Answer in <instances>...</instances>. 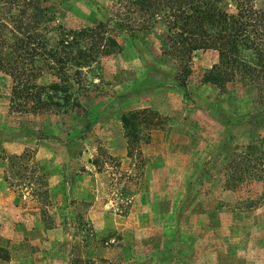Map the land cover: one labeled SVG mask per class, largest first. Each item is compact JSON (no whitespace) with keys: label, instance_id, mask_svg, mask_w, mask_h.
Instances as JSON below:
<instances>
[{"label":"rangeland","instance_id":"374dc122","mask_svg":"<svg viewBox=\"0 0 264 264\" xmlns=\"http://www.w3.org/2000/svg\"><path fill=\"white\" fill-rule=\"evenodd\" d=\"M9 1L0 0V33L8 39L14 18L25 8L26 19L39 26L40 41L46 40L64 57V63L50 67L47 59L39 58L37 66L66 71L79 82L72 80L74 97L86 89L87 94L86 108L80 105L67 111L47 102L34 110L28 102L27 111L24 98L13 91L14 82H21L23 75L0 70V264H264L260 190L250 183L228 189L218 173L221 165H209L207 173L202 170L220 152L223 136L244 144L264 134L263 121L255 127L247 123L260 108L257 90L240 82L223 89L206 83L214 55L198 50L192 55L187 98L174 84L178 61L163 55L160 30L146 29L145 14L131 0H32L31 8L22 3L12 10L10 5L1 8ZM99 21L105 23L106 36L117 35L122 50L97 55L77 75L79 68L72 58L76 50L59 40L68 30L82 38L80 31ZM117 21L137 27L135 36L116 31L112 26ZM148 65L157 69L152 79ZM54 80L58 79L51 75L38 79L46 85H40L42 99L46 100L47 85ZM129 85H138L145 99L150 94V109L163 118L157 127L143 129L132 147L125 131L128 155L120 158L106 151L104 132L113 131L109 139L120 138L117 120L123 113L108 109L117 91ZM135 100L128 106H134ZM213 103L221 114L244 123L224 122L222 115L213 113ZM103 107L101 123L84 145L93 153L91 158L75 154L68 162L67 148L50 139L42 145L44 158L36 157L40 146L36 135L42 128L47 135L55 129L61 138L68 132L80 134L85 122ZM112 114L108 126L106 119ZM259 115L264 119V109ZM11 138L23 141L20 148L27 145L19 157L7 152Z\"/></svg>","mask_w":264,"mask_h":264},{"label":"trees","instance_id":"16d2710c","mask_svg":"<svg viewBox=\"0 0 264 264\" xmlns=\"http://www.w3.org/2000/svg\"><path fill=\"white\" fill-rule=\"evenodd\" d=\"M21 3L28 8L33 5L32 0H10L1 8L10 5L12 10L21 7ZM131 4L145 14L148 22L146 29L160 30L163 55L178 61V72L173 78L174 84L183 89L187 98H190L188 78L192 73L190 64L193 53L198 50L214 49L218 52L219 58L206 73L204 81L221 89L229 83L237 82L254 87L258 92L260 108L251 113V119L247 123L253 127L260 121L264 123V119L259 115L264 109V0H131ZM33 9L38 10L35 5ZM25 15L26 9L21 7L13 20L14 27L10 30L12 35L8 37L11 44H7V35L0 33V50L4 49V55H0V70L10 75L16 74L17 77L23 75L21 82H14L13 91L24 98L21 102L24 101L23 106L27 111L28 102L34 104V110L43 108L47 102L67 107V111L80 106L79 97H74L73 94L75 87L73 81L79 83L76 81L77 78L72 79L66 71H57L54 66H51L52 72L41 70L37 66L39 58L47 59V65L50 67L51 64L57 66L58 63H64V57L59 55L57 48L49 46L46 40L40 41L39 26L26 19ZM34 16L37 17L38 14ZM114 23L112 27L119 33L135 36L137 27L133 28L131 23L122 21ZM104 24L103 21H99L94 27L84 28L80 31L84 35L82 38H77L78 35L72 30H68V34L60 38L59 43L62 46L67 42L66 47L77 52V55L72 57L73 65L79 68L76 70L77 75L81 74L83 67L94 62L97 55H110L122 50L117 35H105ZM83 41L89 42L90 45H82ZM103 41L106 44L102 45ZM48 46L49 49L44 51ZM48 59L52 63H48ZM152 70L157 72V69ZM49 75L58 80L47 85L49 92L44 100L41 97L44 87L40 85L45 84L38 79ZM166 76L170 78L169 75ZM60 93L62 96L58 95ZM55 95L58 99L56 101ZM12 105H15V101ZM212 107L213 113L222 115L224 122L234 126L244 123L242 119L232 121L230 117L221 114L217 103H213ZM256 115L258 116L255 117ZM162 118L158 111L150 108L123 113L121 120L129 146L137 144L143 129L160 125ZM96 121L97 117L87 121L86 131H89ZM219 148L220 152L206 162V168L202 169L204 173L209 171V165L212 167L221 165L218 173L223 174L224 184L228 189L250 183L258 187L260 192L257 197L264 200V134L252 137L244 144L236 142L232 136L225 135L220 140Z\"/></svg>","mask_w":264,"mask_h":264},{"label":"crops","instance_id":"0c3cea01","mask_svg":"<svg viewBox=\"0 0 264 264\" xmlns=\"http://www.w3.org/2000/svg\"><path fill=\"white\" fill-rule=\"evenodd\" d=\"M203 51L204 52H213L214 60L211 64V67H212V65L218 61V58H219L218 52L214 49H208V50H203ZM148 71L150 74L149 78L152 79V72L153 73H156V72H154L152 70V67L150 65H148ZM138 82H141V81H139V79H137L136 83L138 84ZM137 86L138 85H129L128 87L125 86L123 91H121V92L117 91L116 96L112 97V98H115L116 100L110 102L111 104H109L110 106H109L108 110H113V114H116L117 112L120 113L121 111H122L121 113H125V112H128V110L132 111V110H136V109H143V108L152 107V96H150V94H147V99H145V97H143V95H140V89ZM150 89H152V88H150ZM150 89H148V91H147L148 93L151 92ZM86 92H87V89L83 92L84 94H79V100L81 103L80 107L86 108L84 106L85 104L83 101L84 100L83 98L86 97L85 96V94H87ZM88 94H91V93H88ZM133 99H136L134 101L136 104L134 103L135 105L132 107L128 106L129 102ZM113 102L117 103L116 107L113 106V104H112ZM126 104H127V106H126ZM104 109H105V107L100 109V113L97 115V121L93 124L92 128L89 131H86V125H84V128L81 130L82 133H80V134H72L71 132H68L67 136L65 138H61L56 133V131L54 129V132L52 134L49 133L48 136H44V135H47L48 133H46L45 130L42 128V131H40L41 134L36 135L37 140L40 142V143H38V145H40V146L36 149V152H35L36 157L38 159L44 158L43 157L44 156V147L42 145L44 144L45 140L50 139V140L56 141L58 144H60V146L67 148V150L65 151V154H66L65 157H66V160L68 162L72 159L71 156L75 157V154L84 155L86 153L88 155V157L91 158L93 156L92 155L93 153L91 151L88 152L87 147H85L84 145L86 144V140H87L88 136L90 135V133L94 132L95 127L99 123H101L102 117L105 114ZM70 111H72V110H70ZM66 113H68V112H66ZM66 113H64V114H66ZM113 114L107 116L108 119H106L107 120L106 123L108 124V126H109V121L111 120V118H113L112 117ZM117 122H118V126L120 128V129L119 128L117 129V130H120V136H119L120 138L118 140L109 139L111 137V135L113 134V131L106 130L104 132V134L106 135L105 140H104V146L106 148V151L109 154H111L113 156H119L120 158H125L128 155V140H127L126 135L124 133L125 130H124V126H123L121 118H119L117 120ZM86 123H87V121L85 122V124ZM21 138L23 139V137H20V139ZM22 142L23 141L20 142L19 139L11 138V141L6 142V144H8V145H6L7 152L10 154L21 155L23 153V151H25V149L27 148V145H24V144L20 148ZM149 146H150V144H149ZM57 153L59 154L60 152L57 151ZM90 163H91V165H93L96 168L93 160H90ZM8 189H10V188L8 187ZM4 196L7 197L6 191H4ZM12 196L13 195L10 194V195H8V198H10ZM194 262L196 264H200L198 261L197 262L194 261Z\"/></svg>","mask_w":264,"mask_h":264}]
</instances>
